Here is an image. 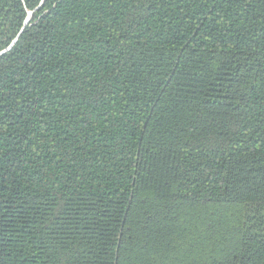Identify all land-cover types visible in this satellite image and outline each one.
I'll list each match as a JSON object with an SVG mask.
<instances>
[{
	"label": "trees",
	"instance_id": "16d2710c",
	"mask_svg": "<svg viewBox=\"0 0 264 264\" xmlns=\"http://www.w3.org/2000/svg\"><path fill=\"white\" fill-rule=\"evenodd\" d=\"M0 264H264V0H0Z\"/></svg>",
	"mask_w": 264,
	"mask_h": 264
}]
</instances>
